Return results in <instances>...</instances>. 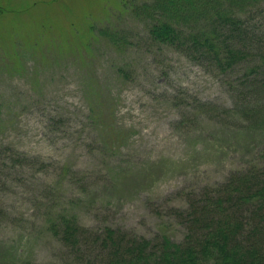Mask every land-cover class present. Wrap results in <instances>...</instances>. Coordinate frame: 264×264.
Listing matches in <instances>:
<instances>
[{
    "label": "rangeland",
    "instance_id": "obj_1",
    "mask_svg": "<svg viewBox=\"0 0 264 264\" xmlns=\"http://www.w3.org/2000/svg\"><path fill=\"white\" fill-rule=\"evenodd\" d=\"M149 1L0 0V264L69 262L63 211L180 241L187 196L264 161V131L238 118L261 98L242 79L258 60L221 73L155 45L133 13ZM248 17L264 52V0Z\"/></svg>",
    "mask_w": 264,
    "mask_h": 264
},
{
    "label": "trees",
    "instance_id": "obj_2",
    "mask_svg": "<svg viewBox=\"0 0 264 264\" xmlns=\"http://www.w3.org/2000/svg\"><path fill=\"white\" fill-rule=\"evenodd\" d=\"M261 1L150 0L133 11L155 45L186 57L205 56L221 73L248 58L258 60L244 69L242 79L261 98L238 116L252 132L264 131V80L259 75L264 52L248 44L254 36L248 15ZM106 35L111 44L118 39L107 30ZM230 114L234 117L233 110ZM214 186L187 196L186 209L175 211L186 230L180 241L165 234L146 239L113 227L94 232L80 225L76 215L59 212L49 219L51 233L74 252L69 262L52 264H264V161ZM82 242L98 254L90 257Z\"/></svg>",
    "mask_w": 264,
    "mask_h": 264
}]
</instances>
